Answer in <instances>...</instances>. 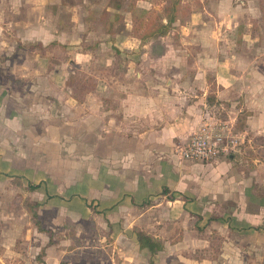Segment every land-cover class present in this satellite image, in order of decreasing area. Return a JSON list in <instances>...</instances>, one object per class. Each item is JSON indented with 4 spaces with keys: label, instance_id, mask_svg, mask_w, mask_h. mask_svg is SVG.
Returning a JSON list of instances; mask_svg holds the SVG:
<instances>
[{
    "label": "rangeland",
    "instance_id": "1",
    "mask_svg": "<svg viewBox=\"0 0 264 264\" xmlns=\"http://www.w3.org/2000/svg\"><path fill=\"white\" fill-rule=\"evenodd\" d=\"M26 3L0 0V264H264V237L255 239L251 234L228 230L223 226L228 214L221 207L214 208L204 222L201 215L199 219L188 215L170 218L169 208L161 205L148 210L136 223L133 221L132 230H126L124 224L116 228L106 224L94 209L76 220L66 207L83 205V201L69 192L56 196L48 182L38 187V179L47 176L31 170L33 162L46 164L54 150L51 142L43 144L38 134L42 128H36L50 121L52 103L44 94L49 80L31 71L25 76L21 72L26 70L27 60L35 62V55L50 52L60 60L67 55L73 57L74 52L89 51L90 62L73 64V74L65 87L80 103L98 87H107L104 92L108 94L114 88V94L103 97L102 102L110 110H118L126 102L125 88L143 94L148 78L151 85L161 77L169 87L174 81L197 88L204 78L190 81V75L205 73L209 86L206 108L192 137L209 125L223 135L229 146L225 155L212 161L233 155L237 169L260 168L264 175V136H256L250 128V113L242 109V98L219 96L215 72L222 71L218 63L227 59L234 72L259 67L264 72V0H61L52 6L51 19L60 22L70 42L79 41V46H72L82 47L78 50L68 49L56 40L50 45L22 44V32L14 34L9 25L20 21L18 12ZM74 13L79 21L85 20L83 30L73 31ZM170 15L175 22L169 33L150 37L160 25L167 24ZM14 41L19 46L5 55V44ZM128 73L133 74L132 78L126 77ZM137 73L144 77L134 76ZM180 74L183 76H177ZM194 99L193 95L189 97L190 101ZM128 104L135 106L132 100ZM15 121L23 125L22 133L30 134L23 140L31 142H12V138L3 137L9 131L7 123ZM81 130L71 132L77 136ZM188 145L179 153L183 161L193 163L184 156ZM37 150L40 157L34 160ZM70 151L73 156L83 152L71 147ZM71 182L73 185L75 180ZM52 197L53 204L60 207L58 213L49 203ZM162 200L149 201L145 209ZM124 230L128 239L118 238ZM139 233L159 240L163 249L152 255L140 248Z\"/></svg>",
    "mask_w": 264,
    "mask_h": 264
},
{
    "label": "crops",
    "instance_id": "2",
    "mask_svg": "<svg viewBox=\"0 0 264 264\" xmlns=\"http://www.w3.org/2000/svg\"><path fill=\"white\" fill-rule=\"evenodd\" d=\"M26 1L18 12L20 21L9 25V28H14V34L22 32V44L41 42L50 45L56 40L59 44L68 45V49L79 46L77 40L70 42L59 21L51 19L52 6L61 0ZM75 16L77 14L74 13L71 18L73 31L83 30L85 20L79 21ZM18 46L17 41L6 43L5 55ZM88 52H74L73 57L67 55L60 60L46 52L35 55V62L27 60L24 63L26 70L21 71L24 76L31 71L38 78L49 80L44 94L52 103L50 121L36 127L42 128L38 134L43 138V144L48 141L54 145L46 164L40 161L32 163L33 173L47 176V179H38L37 186H45L48 182L56 196L63 197L62 194L69 192L83 201V205L66 207V212L74 213L76 220L88 216L94 209L106 224H114L115 228L124 224L126 230H132L133 221L136 223L148 210L161 205L169 208L170 218L188 215L199 219L201 215L204 222L214 208L221 207L224 214H228L223 224L228 230L251 234L255 239L263 238L264 175L260 168L237 169L233 155L206 163L181 159L180 149L190 142L201 112L206 108L209 86L205 73L190 75V81L195 79L198 82L204 78L203 82H198L202 86L196 85L197 88L191 84L186 86L185 82L175 84L173 78L170 79L174 86L169 87L170 84H164L162 80L165 79L161 77L151 85V78H148V88H143V94L131 87L125 88L126 102L118 110H110L102 102L103 97L114 94V88H110L108 94L104 92L107 87H98L86 95L87 101L80 103L65 87L67 78L73 74L72 65L90 62ZM218 64L222 70H215L218 90H221L219 96L237 95L242 98V109L250 113V128H254L252 131L256 136H264V72L260 67L250 72H234L229 59ZM132 76L131 73L126 74L128 78ZM134 76L144 77L142 73ZM240 80L242 82L239 83ZM191 95L196 99L190 101ZM131 100L135 102L134 107L128 104ZM7 127L9 131L4 138H12V142H31L23 140L30 134L21 132L22 124L8 122ZM78 128L82 130L76 136ZM74 129L75 133H72ZM20 136L22 140H19ZM37 143L42 141L37 140ZM70 147L83 152L73 156ZM243 148V151L247 150ZM35 155L34 160L39 156V150ZM157 198L163 200L145 209L149 201ZM53 200L55 197L49 203L58 213L60 207L54 205ZM126 230L118 238L128 239Z\"/></svg>",
    "mask_w": 264,
    "mask_h": 264
},
{
    "label": "built area",
    "instance_id": "3",
    "mask_svg": "<svg viewBox=\"0 0 264 264\" xmlns=\"http://www.w3.org/2000/svg\"><path fill=\"white\" fill-rule=\"evenodd\" d=\"M228 150L229 146L225 144L223 135L205 125L200 132L193 135L184 150V156L193 162H208L225 155Z\"/></svg>",
    "mask_w": 264,
    "mask_h": 264
},
{
    "label": "trees",
    "instance_id": "4",
    "mask_svg": "<svg viewBox=\"0 0 264 264\" xmlns=\"http://www.w3.org/2000/svg\"><path fill=\"white\" fill-rule=\"evenodd\" d=\"M174 10H176L175 7L172 9V11L174 12ZM174 22L175 17L173 15L167 16V24L160 25L159 28L151 34L150 37L157 38L166 36L169 33L171 26L174 24ZM38 226H40V230H43L41 228L40 222H38ZM138 242L140 248L149 250L152 255L157 254L163 249V245L159 240L154 239L152 236L146 233L138 234Z\"/></svg>",
    "mask_w": 264,
    "mask_h": 264
}]
</instances>
